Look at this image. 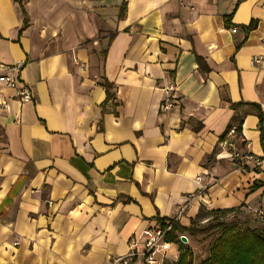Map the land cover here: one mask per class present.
I'll list each match as a JSON object with an SVG mask.
<instances>
[{
  "label": "crops",
  "instance_id": "obj_1",
  "mask_svg": "<svg viewBox=\"0 0 264 264\" xmlns=\"http://www.w3.org/2000/svg\"><path fill=\"white\" fill-rule=\"evenodd\" d=\"M236 2L0 0V64L32 97L0 84V264H121L157 218L264 207V164L220 147L239 116L240 151L264 157L257 116L230 107L264 122V0Z\"/></svg>",
  "mask_w": 264,
  "mask_h": 264
},
{
  "label": "trees",
  "instance_id": "obj_2",
  "mask_svg": "<svg viewBox=\"0 0 264 264\" xmlns=\"http://www.w3.org/2000/svg\"><path fill=\"white\" fill-rule=\"evenodd\" d=\"M241 0H237L239 3ZM20 3V1H18ZM22 8V7H21ZM22 13L24 10L22 9ZM124 14L123 4L119 8L118 18H121ZM231 14L225 17L226 26L228 27V21ZM255 27L254 22H250L247 26L242 27L243 30L248 33ZM111 40V37L109 38ZM198 66L201 68L200 58H196ZM106 98L105 102L111 98L109 93L110 85L104 83ZM245 105L247 110L243 113V116L251 111L257 118L259 123L260 134L264 128L262 111L258 105L254 103H237L230 105L231 108L235 109ZM234 127V128H233ZM234 129L235 133H240L241 118L234 116L231 123L226 127L224 134L221 136L222 140L225 134L230 130ZM263 186L264 183H254L251 190ZM264 192V191H263ZM243 206V205H240ZM238 206V207H240ZM238 207L228 209H214L205 210L201 208L195 217V220H204L206 215L212 216L210 220L206 221L205 225H196L194 220L189 225L184 226L173 221L172 219L157 218V223L163 225L166 221L171 223V232L168 235V240L177 245L178 255L176 260L172 264H193L192 263V252L191 249L180 241V236L188 235L190 237L196 236H207L215 234L216 237L213 240L208 252V256L201 264H264V226L261 228H242L238 225V221L231 220L226 221L221 218L226 214L233 212ZM219 215V217H218Z\"/></svg>",
  "mask_w": 264,
  "mask_h": 264
},
{
  "label": "built area",
  "instance_id": "obj_3",
  "mask_svg": "<svg viewBox=\"0 0 264 264\" xmlns=\"http://www.w3.org/2000/svg\"><path fill=\"white\" fill-rule=\"evenodd\" d=\"M258 57H253V62H258ZM15 70L14 67H5L0 64V84L5 85L6 87L12 88L15 91V97L22 103H29L32 101L31 93L29 88L18 80L16 77L12 76L10 73ZM172 88L165 86L164 98L160 104V110L166 111L174 105V98L170 94ZM264 95V92H263ZM5 104V103H2ZM3 108L6 105H2ZM235 131L230 129L227 134V140H223L220 143V147L226 150V155L228 158L234 162L238 169L244 170L249 167V162L251 161L252 167L257 168L264 164V157L261 158H252L249 155L241 154L238 155V152H229L226 147L231 146V143H228L229 138L233 137ZM182 210L178 212L177 217L173 218V221H176L181 215ZM171 223L166 221L163 225L156 223L154 226L145 229L142 232L143 242L140 248H137L136 244H131L130 252L124 258H119L117 261H120L121 264H129L130 262L134 263L135 261L140 260V264H163L164 260L168 257V250L174 244L168 240V235L171 232Z\"/></svg>",
  "mask_w": 264,
  "mask_h": 264
},
{
  "label": "rangeland",
  "instance_id": "obj_4",
  "mask_svg": "<svg viewBox=\"0 0 264 264\" xmlns=\"http://www.w3.org/2000/svg\"><path fill=\"white\" fill-rule=\"evenodd\" d=\"M228 143H231V146H227L226 149L229 152H238V155L241 156L242 152L239 149V143L236 140L235 136L230 137ZM212 216H209L207 213V215L205 216L206 219L202 221L194 220L193 222L196 225H205L206 221L210 220ZM221 218L226 221L236 220L238 221L237 224L240 225V227L242 228H261L264 226V207L240 206L236 208V210H234L233 212H230L225 216H221ZM181 237L182 236H180V238ZM184 237L187 239L185 244L191 249L192 252V263L201 264L208 256L209 248L213 243V240L215 239L216 235L211 234L207 236L196 237H190L188 235H185Z\"/></svg>",
  "mask_w": 264,
  "mask_h": 264
},
{
  "label": "water",
  "instance_id": "obj_5",
  "mask_svg": "<svg viewBox=\"0 0 264 264\" xmlns=\"http://www.w3.org/2000/svg\"><path fill=\"white\" fill-rule=\"evenodd\" d=\"M180 241L182 242V243H186V241H187V239L184 237V236H182L181 238H180Z\"/></svg>",
  "mask_w": 264,
  "mask_h": 264
}]
</instances>
